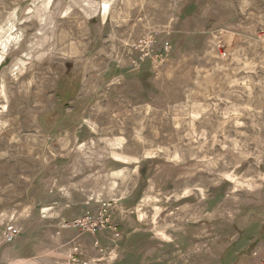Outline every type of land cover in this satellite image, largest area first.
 Masks as SVG:
<instances>
[{
	"label": "rangeland",
	"instance_id": "1",
	"mask_svg": "<svg viewBox=\"0 0 264 264\" xmlns=\"http://www.w3.org/2000/svg\"><path fill=\"white\" fill-rule=\"evenodd\" d=\"M195 2L212 15L183 43L197 25L177 13ZM147 35L170 47L157 73L135 64ZM57 162L81 170L68 198L109 202L117 227L111 248L61 222L59 252L92 245L99 264L264 254V0H0V169L26 183ZM17 190L7 221L33 209L32 189Z\"/></svg>",
	"mask_w": 264,
	"mask_h": 264
},
{
	"label": "crops",
	"instance_id": "2",
	"mask_svg": "<svg viewBox=\"0 0 264 264\" xmlns=\"http://www.w3.org/2000/svg\"><path fill=\"white\" fill-rule=\"evenodd\" d=\"M199 4L195 2L189 7L182 6V9L180 8L177 13L187 21L191 18L197 25L194 29H180L181 33L186 34V40L183 43H196L198 37L194 34L207 30L209 17L208 21L206 17L212 15V10L209 11L208 5ZM155 80L149 75L150 83L154 85ZM80 171L79 168L70 171V169L64 168L62 163L57 162L53 164V167L38 169L30 175L31 180L28 179L29 181L25 183L22 179L23 176L20 173H15L16 170L11 173V171L0 169V264H56V258L60 257H65L68 261L71 250L66 253L58 251L67 245L68 239L65 240V238L69 236V233L60 227V223L80 218L87 211H90L93 216H97L101 209L98 202H88L74 194H72L71 200L68 198L67 190L71 185L67 183L69 180L66 181V177L78 176ZM10 176H17V179L14 178L10 181ZM23 183L32 189L33 194L31 199L29 198L30 201H34L30 206L33 209H29L31 215L20 218L21 221L13 218L7 221L3 219L6 211L5 203L16 197L11 192L18 193L17 189L22 187ZM72 185L76 184L72 183ZM42 213L46 215L43 216ZM11 228H20L21 231L12 243H6L2 234ZM98 236L103 245L113 248V232L111 230L100 232ZM86 248L84 249L86 250ZM86 251L84 259H90L92 261L90 264H99L97 261L100 255L92 250V245ZM247 256L245 264H264V254L261 250L254 253L253 256L251 254V257L249 253ZM109 264H113V260Z\"/></svg>",
	"mask_w": 264,
	"mask_h": 264
},
{
	"label": "built area",
	"instance_id": "3",
	"mask_svg": "<svg viewBox=\"0 0 264 264\" xmlns=\"http://www.w3.org/2000/svg\"><path fill=\"white\" fill-rule=\"evenodd\" d=\"M157 40L153 35H147L144 38L143 43L136 46V51L139 53L138 58L135 60V64H143L149 62L154 72H158L159 68L168 60L170 47L166 46L162 52H157L156 48ZM101 209L97 216H93L91 212H86L82 217L72 220L70 223L64 222V228L78 229L81 234L96 235L105 230L117 231V227L113 226L111 220V204L109 202L101 203ZM20 234L19 228H11L8 231L3 232V240L6 243H12ZM118 237V234H116ZM95 248H98L101 253L104 252L103 247H100V243L96 240L94 242ZM84 252L79 245L73 247V253L70 255L67 264H90L92 261L84 259ZM98 263L100 260L97 261Z\"/></svg>",
	"mask_w": 264,
	"mask_h": 264
},
{
	"label": "bare ground",
	"instance_id": "4",
	"mask_svg": "<svg viewBox=\"0 0 264 264\" xmlns=\"http://www.w3.org/2000/svg\"><path fill=\"white\" fill-rule=\"evenodd\" d=\"M104 8H105V14H107L108 13V10L110 9L109 6H108V4H105L104 5ZM115 157H116V159L118 161L126 160V158L123 155L118 154V153L115 154Z\"/></svg>",
	"mask_w": 264,
	"mask_h": 264
}]
</instances>
